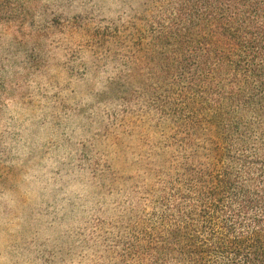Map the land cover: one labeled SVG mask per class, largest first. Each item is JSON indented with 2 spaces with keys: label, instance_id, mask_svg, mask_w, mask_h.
<instances>
[{
  "label": "trees",
  "instance_id": "obj_1",
  "mask_svg": "<svg viewBox=\"0 0 264 264\" xmlns=\"http://www.w3.org/2000/svg\"><path fill=\"white\" fill-rule=\"evenodd\" d=\"M143 4L108 85L156 112L159 134L111 263L264 264V0Z\"/></svg>",
  "mask_w": 264,
  "mask_h": 264
},
{
  "label": "rangeland",
  "instance_id": "obj_2",
  "mask_svg": "<svg viewBox=\"0 0 264 264\" xmlns=\"http://www.w3.org/2000/svg\"><path fill=\"white\" fill-rule=\"evenodd\" d=\"M143 2L0 0V118L6 115L5 100L12 98L36 125L31 142H25L30 154L20 167L9 163L14 157L5 141L21 133H0V189L16 188L26 167L61 149L69 154L67 163L75 160L89 173L93 189L90 214L81 215L82 226L71 231L52 228L69 218L57 213L54 197L39 202L21 197L19 211L10 218H20L17 230L0 225L6 247L20 257L16 264H112L115 224L126 222L131 191L146 182L145 141L159 134L156 112L138 100H119L108 85L128 53L125 27ZM113 25L121 26L120 38L102 37ZM86 97L91 99L85 102ZM41 128L46 139L36 144Z\"/></svg>",
  "mask_w": 264,
  "mask_h": 264
},
{
  "label": "clouds",
  "instance_id": "obj_3",
  "mask_svg": "<svg viewBox=\"0 0 264 264\" xmlns=\"http://www.w3.org/2000/svg\"><path fill=\"white\" fill-rule=\"evenodd\" d=\"M103 77V73L101 74ZM35 86V85H33ZM101 84L97 83L99 91ZM91 97H86L85 102ZM7 108L6 115L0 118V133L8 135V133L20 132L21 136L16 140L11 137L5 141V146L11 148L10 155L14 157L9 161L10 164L17 167L23 166L25 159L30 154V148L25 143L30 141V133L36 125H33L31 119H25L29 116V112L21 108L15 99L9 98L5 100ZM39 117H36L38 119ZM7 129V132H5ZM80 130L77 129L79 135ZM36 144H40L46 139L44 136V128L40 129V135L36 138ZM58 155V159L54 158ZM74 156L75 153H72ZM66 162L65 166H61V162ZM69 161V154L66 150L61 149L59 154L53 152L44 157L40 164L26 167L21 174L20 180L17 182L16 188L0 189V225L9 223V231L17 230V220L10 219L15 212L19 211V203L21 197L29 202L40 200L52 201L55 198L54 207L60 216L65 213L69 214V218L61 223L56 221L53 223V229L69 230L82 226L80 221L81 215L90 214L89 211L93 206L92 185L89 182V173L77 166V161ZM32 163V162H30ZM58 170V174H57ZM7 210L8 216H5ZM51 232L45 233V236H51ZM44 237L42 236L41 239ZM13 249L6 247L4 233L0 232V264H16L20 259L19 255H13ZM70 264H79L78 260L71 261Z\"/></svg>",
  "mask_w": 264,
  "mask_h": 264
}]
</instances>
